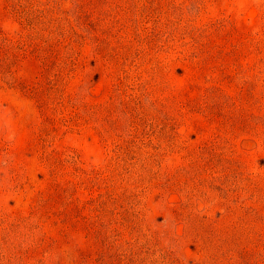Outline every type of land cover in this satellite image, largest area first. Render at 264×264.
Returning <instances> with one entry per match:
<instances>
[{
    "label": "rangeland",
    "instance_id": "rangeland-1",
    "mask_svg": "<svg viewBox=\"0 0 264 264\" xmlns=\"http://www.w3.org/2000/svg\"><path fill=\"white\" fill-rule=\"evenodd\" d=\"M0 264H264V0H0Z\"/></svg>",
    "mask_w": 264,
    "mask_h": 264
}]
</instances>
